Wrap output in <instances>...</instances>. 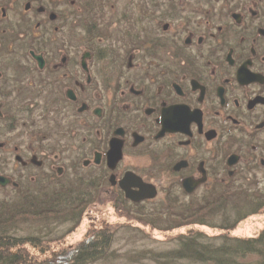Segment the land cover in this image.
Returning <instances> with one entry per match:
<instances>
[{"label":"flooded vegetation","instance_id":"1","mask_svg":"<svg viewBox=\"0 0 264 264\" xmlns=\"http://www.w3.org/2000/svg\"><path fill=\"white\" fill-rule=\"evenodd\" d=\"M2 175L124 208L264 180V0H0Z\"/></svg>","mask_w":264,"mask_h":264},{"label":"trees","instance_id":"2","mask_svg":"<svg viewBox=\"0 0 264 264\" xmlns=\"http://www.w3.org/2000/svg\"><path fill=\"white\" fill-rule=\"evenodd\" d=\"M238 190L237 193L230 191L205 200L197 207H189L180 213H169L167 216L158 212L150 215L149 219L125 216L127 207L117 203L109 209L99 208L83 188H59L35 193L25 191L10 199L3 197L0 198V264H61L58 260H63L62 264H84L95 261L110 252L109 244L117 227L130 222H135L144 235H150V229L171 231L194 225L218 231L217 235H208L194 227L178 233V245L160 255L169 256L168 259L158 260L160 264L183 261L179 259L197 260L202 264H264V225L254 234H235L237 227L245 221L249 222L251 216L264 214V191L255 190L254 197L249 198L244 193H248L247 190ZM232 195L247 197L243 201L245 206L240 203L232 207L235 216L216 224L205 220L233 203ZM163 216L170 223L172 219L176 223L165 227L158 224L156 227L154 222L160 221ZM38 220L53 223L70 220L72 227L57 237L49 238L30 228V221L38 223ZM75 234L82 237L74 241Z\"/></svg>","mask_w":264,"mask_h":264},{"label":"rangeland","instance_id":"3","mask_svg":"<svg viewBox=\"0 0 264 264\" xmlns=\"http://www.w3.org/2000/svg\"><path fill=\"white\" fill-rule=\"evenodd\" d=\"M115 5L120 4V2H123L124 0H112ZM110 4V2H109ZM60 38V37H59ZM82 125V122H78V127ZM72 160H65L64 164L69 165V162ZM70 166V165H69ZM84 170V173H89V170H85L86 168H82ZM261 180V181H260ZM68 181V180H67ZM239 187L244 188L248 191V193L244 192L246 196L250 198V196L254 197L255 188H264V180L259 178V181L255 184L254 182L250 181L249 179H238ZM30 189L32 192H37L39 188L35 185H30ZM236 189V188H235ZM237 188L236 190H228L231 192H239ZM15 195V192H13L10 189H0V198L7 197L8 199L13 198ZM111 193L106 192L103 194H99L95 199L94 205H96L99 208H108V199L110 197ZM234 198L231 200L233 203L228 204L227 208H224L223 210L216 212V215H213L210 217L207 216L205 220L207 219L210 223L216 224L217 222H222L226 220L227 218H231L235 216V211L232 209V207H235L237 205L245 206L247 197L245 196H235L232 195ZM215 197H218L217 195ZM238 197V198H237ZM199 197H193V198H185V197H177L172 199L171 201H163L162 196H159V198L156 197V199H153L151 201H148V203H143V208H138L135 206L127 207L128 212L124 215L127 216H135V218L142 217L145 219H149V216L152 214L160 213L169 216V213H180L182 210H185L189 207H197L199 203H202L199 199ZM213 199H215L213 197ZM190 203L191 205L188 206L187 204ZM164 217V216H163ZM249 222H244L241 225H239L235 231V234L237 235H250L254 234L261 226L264 225V214L260 213L256 216H251ZM204 220V221H205ZM247 220V219H246ZM123 222V220H122ZM176 221L172 219L171 223L168 219H160V221H155L154 225L156 227H165L169 224H175ZM32 226L30 228L38 233H42L44 235H47L49 238H54L59 236L63 231L67 230L69 227H72V221L70 220H62L58 223H53L49 221H43L38 223L34 221H30ZM159 224V225H158ZM158 225V226H157ZM34 226V227H33ZM38 226V227H37ZM137 224L135 222H130L127 224H121L120 227L118 226L116 229V232L111 237V242L109 244V251L113 252L111 255L110 252L106 255L104 258H98L95 259V261L87 262L84 264H160L158 260H161L162 258L168 259L169 256L166 255L164 257H161L160 255L162 253H166L170 251V249H173L178 244L176 235L178 233L187 232L186 229L188 228H199L204 234H212L217 235V232L214 231V229L205 227H200L198 225L194 226H183L182 228H174L171 231H165V230H158V229H150L149 233L150 235H144L143 231L140 229H137ZM197 226V227H196ZM24 231V230H23ZM74 241H78L82 236L81 234H75ZM163 260V259H162ZM183 261H178L177 264H202L196 261H191L187 259H179ZM63 260H58L59 263H63ZM162 262V261H161ZM58 264V263H57Z\"/></svg>","mask_w":264,"mask_h":264},{"label":"water","instance_id":"4","mask_svg":"<svg viewBox=\"0 0 264 264\" xmlns=\"http://www.w3.org/2000/svg\"><path fill=\"white\" fill-rule=\"evenodd\" d=\"M10 182V180L7 177H4L3 175L0 176V186L6 185ZM139 190L136 191H131L128 188L125 190V196H128L134 201L141 200L144 198L148 197H154L155 196V187L153 185H148V186H139ZM125 189V187L123 186ZM151 190L152 192H150Z\"/></svg>","mask_w":264,"mask_h":264}]
</instances>
